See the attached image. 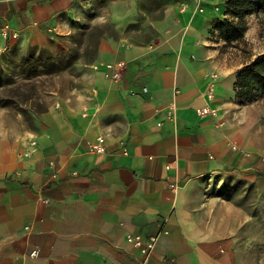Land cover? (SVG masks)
<instances>
[{
  "label": "crops",
  "instance_id": "crops-1",
  "mask_svg": "<svg viewBox=\"0 0 264 264\" xmlns=\"http://www.w3.org/2000/svg\"><path fill=\"white\" fill-rule=\"evenodd\" d=\"M227 2L106 0L114 34L83 101L0 138V264H264L258 228L244 230L250 217L208 185L253 173L232 113L238 73L264 51L245 63L240 41L227 47ZM92 4L0 0V51L68 47ZM119 62L112 80L106 66ZM205 106L219 116L199 115ZM99 137L105 153L91 149Z\"/></svg>",
  "mask_w": 264,
  "mask_h": 264
},
{
  "label": "rangeland",
  "instance_id": "rangeland-1",
  "mask_svg": "<svg viewBox=\"0 0 264 264\" xmlns=\"http://www.w3.org/2000/svg\"><path fill=\"white\" fill-rule=\"evenodd\" d=\"M93 3L87 8L85 20L77 23V32L69 38L68 50L77 52L63 64L35 66L29 53L36 46L0 51V138L34 129L35 119L52 105L76 106L83 101L90 87L89 75L100 54V42L106 34H114L106 14V0ZM245 22V35L236 45L246 63L264 51V11H253ZM36 48L58 53L56 45ZM236 104L239 107L232 119L241 129L242 148L253 154V173L228 175L224 180L213 178L208 185L212 198L236 202L244 218L250 217L244 230L258 228V236L264 238V188L256 177L257 170H264V94L251 101L237 99Z\"/></svg>",
  "mask_w": 264,
  "mask_h": 264
},
{
  "label": "trees",
  "instance_id": "trees-1",
  "mask_svg": "<svg viewBox=\"0 0 264 264\" xmlns=\"http://www.w3.org/2000/svg\"><path fill=\"white\" fill-rule=\"evenodd\" d=\"M226 8L228 18L219 23L218 28L227 44H231L244 37L247 29L245 17L253 11H264V0H228ZM51 44L53 45L54 42ZM56 47L58 53H54L49 48L41 51L34 47L31 49L29 57L35 66H59L71 59L73 53L77 52L76 49L68 50L67 46L61 42L56 43ZM236 94L239 102L251 101L264 94V54L238 73ZM256 176L264 188V170H257Z\"/></svg>",
  "mask_w": 264,
  "mask_h": 264
},
{
  "label": "built area",
  "instance_id": "built-area-1",
  "mask_svg": "<svg viewBox=\"0 0 264 264\" xmlns=\"http://www.w3.org/2000/svg\"><path fill=\"white\" fill-rule=\"evenodd\" d=\"M52 32V30H50ZM125 62H119V63H109L106 66L107 70V75L112 79V80H119L122 76V70L125 69ZM214 79H218V75L214 74L213 75ZM146 90V89H145ZM215 95V84H211L208 88V96L209 98H214ZM173 112H169V116H171ZM198 114L201 116H209V117H218L219 116V110L217 108H213L210 106H205L202 108L198 109ZM91 149L95 151L96 153H105L107 146L105 144V138L104 137H99L98 142L95 144H91ZM246 157H250V153L245 154ZM264 160V158H263ZM158 238L157 237H152L150 242L146 245L144 248V252H147L149 250H153L155 247V243L157 242ZM129 241L134 243L136 246L143 247V242L140 238L138 237H130ZM32 255H37V251L33 252Z\"/></svg>",
  "mask_w": 264,
  "mask_h": 264
}]
</instances>
